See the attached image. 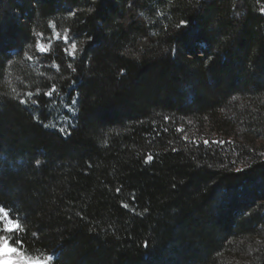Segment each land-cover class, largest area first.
<instances>
[{
	"label": "trees",
	"instance_id": "obj_1",
	"mask_svg": "<svg viewBox=\"0 0 264 264\" xmlns=\"http://www.w3.org/2000/svg\"><path fill=\"white\" fill-rule=\"evenodd\" d=\"M0 206L50 264H264V0H0Z\"/></svg>",
	"mask_w": 264,
	"mask_h": 264
},
{
	"label": "snow or ice",
	"instance_id": "obj_2",
	"mask_svg": "<svg viewBox=\"0 0 264 264\" xmlns=\"http://www.w3.org/2000/svg\"><path fill=\"white\" fill-rule=\"evenodd\" d=\"M57 36H59V33H57ZM65 40H67V36H65ZM71 48H72V54H74L76 45L72 44ZM39 50L41 52L46 51L43 44L39 45ZM29 59H31V57H29ZM69 67H71V65H69ZM51 94H52L51 92L48 93V95H51ZM29 96H31V93H29ZM21 103H27V101H21ZM73 103H76V101H73ZM152 159L153 157L151 155L147 157L148 161H151ZM124 207H128V205L125 204ZM0 225H3L2 231L8 234H15L17 231H20L21 229V225L19 221L10 218L9 213L4 208H0ZM14 243L15 241H10L8 239V236L0 235V254L7 255L9 253H18L20 249L13 246ZM21 243H23V241H21ZM52 260H53V257L48 256L46 261L31 260V259L25 258L22 262H17L13 260H5L3 264H49V262Z\"/></svg>",
	"mask_w": 264,
	"mask_h": 264
},
{
	"label": "rangeland",
	"instance_id": "obj_3",
	"mask_svg": "<svg viewBox=\"0 0 264 264\" xmlns=\"http://www.w3.org/2000/svg\"><path fill=\"white\" fill-rule=\"evenodd\" d=\"M0 208H4V207H2V206H0ZM5 209V208H4ZM6 210V209H5ZM7 211V210H6ZM8 212V211H7ZM9 213V212H8ZM9 217L10 218H12V219H14V220H17V221H19V223H20V225H21V222H20V220L19 219H16V218H14L13 216H11L10 215V213H9ZM2 228H3V225H0V235H6V236H8L7 234L8 233H5V232H3L2 231ZM21 230V229H20ZM17 232H19V231H17ZM18 237V235H16L15 237H13V238H17ZM8 239L10 240L11 239V237H9L8 236ZM14 246V245H13ZM16 248H18V247H16ZM19 249V248H18ZM25 258H28V259H31V260H40V261H46L47 260V257H45V255L44 254H38L37 256L36 255H27L25 252H23V251H19L18 253H9V254H7V255H3V254H0V264H3V262L5 261V260H13V261H17V262H22ZM51 262H49V264H50Z\"/></svg>",
	"mask_w": 264,
	"mask_h": 264
}]
</instances>
